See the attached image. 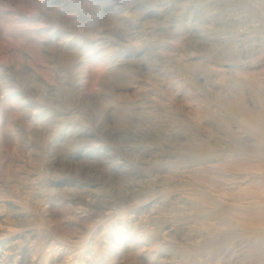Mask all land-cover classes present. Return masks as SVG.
Masks as SVG:
<instances>
[{"label":"rangeland","instance_id":"obj_1","mask_svg":"<svg viewBox=\"0 0 264 264\" xmlns=\"http://www.w3.org/2000/svg\"><path fill=\"white\" fill-rule=\"evenodd\" d=\"M0 264H264V0H0Z\"/></svg>","mask_w":264,"mask_h":264}]
</instances>
